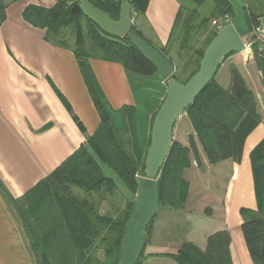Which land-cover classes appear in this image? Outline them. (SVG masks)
<instances>
[{"label":"crops","instance_id":"crops-1","mask_svg":"<svg viewBox=\"0 0 264 264\" xmlns=\"http://www.w3.org/2000/svg\"><path fill=\"white\" fill-rule=\"evenodd\" d=\"M0 1L6 14L0 20V264H38L22 217L24 196L81 146H87L101 117L73 46L49 38L47 28L37 27L24 17L30 5L51 8L59 0ZM228 1L235 13L234 0ZM212 2L210 16L205 18H209V25L213 21L211 30H219L232 22L235 14L214 15ZM189 9L186 0H149L145 12H134L132 25L154 47L165 50ZM250 15L264 17L262 12L249 11L246 22ZM237 53L226 60L240 70L256 94L262 122L245 138L237 159L211 164L198 143L199 160L193 158L185 171L189 193L184 207L162 206L157 217L160 221H154L141 264L151 260L179 264L171 255L178 253L184 242L205 250L209 237L219 231L230 234L233 264H254L242 229L241 210H258L250 154L264 139V84L256 57L244 51ZM88 64L115 112L118 134L131 151L133 137L141 142L148 140L152 117L166 96V83L158 73L148 77L129 73L117 61L91 57ZM179 120L174 127L175 140ZM190 135L195 136L194 130L179 141L188 145ZM128 199L131 196L125 201ZM108 209L106 200L102 201L100 212Z\"/></svg>","mask_w":264,"mask_h":264},{"label":"trees","instance_id":"trees-1","mask_svg":"<svg viewBox=\"0 0 264 264\" xmlns=\"http://www.w3.org/2000/svg\"><path fill=\"white\" fill-rule=\"evenodd\" d=\"M88 1L109 13L114 20H118L124 0ZM129 1L132 15L134 12H145L149 2ZM190 1L195 7L189 9V18L194 19L198 7L205 0ZM213 1L214 15L234 16V8L228 0ZM5 16V8L0 1V20H4ZM24 17L37 27L47 28L48 37L63 45H68L64 42L66 28L72 29L76 45L74 52L101 117L100 125L88 139L87 146H81L46 179L25 194L26 206L22 217L26 233L38 256L39 264H91V251L96 240L104 244L108 264H119L125 225L136 200L128 199L119 218L111 219L94 212L88 202L72 193L69 185L75 184L87 191L115 188V181L104 173L103 165H107L118 174L130 189L132 197H135L138 194V180L144 175L151 134L146 145L135 148L133 154L127 149L114 125L115 112L107 104L90 70L88 60L97 57L117 61L129 73L145 77L156 74V68L135 47L129 33L121 38L105 33L84 15L79 0L72 3L59 0L51 8L30 5ZM259 18L260 16L255 15L248 17V30ZM208 20L206 18L204 21ZM129 31L143 37L134 25ZM217 32L218 30H211L206 37L200 58ZM160 51L168 57L164 50ZM254 51L264 84V58L257 55L256 48ZM173 76L179 80L175 73ZM188 80L179 81L186 83ZM155 115L156 112L152 117L151 127ZM185 116L190 120L196 138L190 135L188 145L174 139L159 175V206L169 205L176 209L184 207L189 193L185 171L190 167L193 158L199 160L198 143L211 164L237 159L241 155L245 138L262 122L257 96L236 66L232 67L228 88H223L214 78L186 109ZM250 159L258 210H241L242 229L254 264H264V139L252 150ZM155 217L145 229L144 250L136 264H141ZM101 227L108 228L101 233ZM230 242L229 232L219 231L209 237L205 250L193 243L184 242L178 253L171 257L179 264H233L229 252Z\"/></svg>","mask_w":264,"mask_h":264},{"label":"water","instance_id":"water-1","mask_svg":"<svg viewBox=\"0 0 264 264\" xmlns=\"http://www.w3.org/2000/svg\"><path fill=\"white\" fill-rule=\"evenodd\" d=\"M67 1L72 3L76 0ZM79 1L84 15L105 33L117 38L129 33L132 43L155 66L160 79L167 86L166 96L152 123L144 175L138 180V197L123 235L119 264H136L144 250L145 229L154 219L159 207V175L174 141V127L186 109L216 77L222 61L232 53L242 51L245 43L236 26L232 22L225 23L206 47L199 69L186 83H182L173 76L176 70L173 61L145 38L129 31L133 23L129 0L123 1L118 20H114L109 13L88 0Z\"/></svg>","mask_w":264,"mask_h":264},{"label":"rangeland","instance_id":"rangeland-1","mask_svg":"<svg viewBox=\"0 0 264 264\" xmlns=\"http://www.w3.org/2000/svg\"><path fill=\"white\" fill-rule=\"evenodd\" d=\"M236 12L235 17L232 19L233 24L240 30V32L246 31L248 29L245 15L249 11L255 13H264V0H234L233 1ZM186 4L190 8H194L195 4L186 0ZM213 9L212 0H206L199 7V12L196 19L189 18L190 11L187 12L184 20H188L187 22L181 20L180 23L176 26L172 36L170 38L168 47L164 50L167 55L170 56L172 61L175 64L176 70L175 74L182 82L188 80L191 75L199 68L201 59L200 52L203 50L206 37L211 31V27L214 25L213 21L208 24V21L205 22L206 16H210V12ZM192 10V9H191ZM205 19H204V18ZM193 22H192V21ZM192 25V26H191ZM66 37L64 38V42L69 46L76 47L75 45V35L71 28H66L65 32ZM236 53V52H235ZM240 55L238 52L236 56ZM239 56L238 58H240ZM231 61L226 60L222 63L221 68L219 69L216 79L217 81L223 85L224 87H228L231 81V70L233 65L230 64ZM158 110V109H157ZM157 112V111H156ZM193 130L192 124L187 116H182L180 118L177 125L176 132V140H183L185 137H188V133ZM150 136V134H149ZM149 138V137H148ZM147 138V139H148ZM133 143H131V152L133 154L135 148L144 147L146 145V141L141 142L140 139L135 136L133 137ZM103 170L105 175L111 177L115 183L116 187L113 189L103 188L102 190L95 191H87L75 184H70L69 187L72 193L77 196L79 199L88 202L90 207L94 210V212H98L102 216H107L111 219H117L123 213L126 207L125 198H134L137 200L138 194L135 197H132L130 189L124 184L122 179L118 176V174L108 167L107 165H103ZM226 173H224V178ZM220 179L223 180V175L220 176ZM216 184L214 181H212ZM219 185L221 181H218ZM106 200L109 209L107 212L103 214L100 212V207L102 201ZM162 206L158 207V214L155 217L154 221H158V215L162 210ZM160 221V220H159ZM106 228L101 227V233L105 232ZM91 251L92 261L91 264H108V258L105 255L104 244L99 240L95 241V245ZM147 264H160L157 260H151ZM173 263V262H171ZM39 264V263H38Z\"/></svg>","mask_w":264,"mask_h":264},{"label":"built area","instance_id":"built-area-1","mask_svg":"<svg viewBox=\"0 0 264 264\" xmlns=\"http://www.w3.org/2000/svg\"><path fill=\"white\" fill-rule=\"evenodd\" d=\"M242 38L245 43L244 51L249 57H255L254 48L257 55L264 58V22L263 17H260L256 23L251 25V28L243 33Z\"/></svg>","mask_w":264,"mask_h":264}]
</instances>
